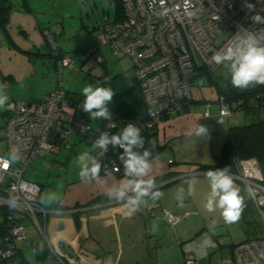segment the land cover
Segmentation results:
<instances>
[{"label":"built area","instance_id":"obj_1","mask_svg":"<svg viewBox=\"0 0 264 264\" xmlns=\"http://www.w3.org/2000/svg\"><path fill=\"white\" fill-rule=\"evenodd\" d=\"M120 1L123 19L103 23L95 44L87 48L86 53L96 55V59L103 62L100 47L108 45L117 58L131 59L134 77L148 108L147 115L144 119H129L118 124L108 122L106 129L100 132L92 130L87 121L72 111L60 77L63 67H73V59L69 54H60L51 34L45 32L57 57L59 77L56 88L41 100L14 99L5 109L7 147L0 152V217L3 216L5 224L0 234V260L14 256L17 244L26 241L27 220L36 226L51 248L39 221V215L46 217L47 212H51L39 202L42 187L24 178L26 167L41 152L57 151L61 145L70 148L67 138L71 135L91 137L108 132L111 136L122 132L128 124L137 126L141 136L146 135L163 116L176 114L183 108V103L192 98L190 87L199 69L215 73L224 67L228 71L225 65L213 62L212 57L217 52L233 43L245 30L257 33L264 30V24L254 23L250 18L256 13L264 16V0ZM245 4L254 5V10L249 11ZM215 102L219 107L218 114L223 117L242 110L249 102L259 110L264 107V89L253 90L247 99H228L220 94ZM208 108L205 116L209 115ZM94 152L96 160L107 155L103 163L113 171L122 165L120 154L123 149L119 146L113 148L108 144L107 151L94 148ZM228 174L245 187L264 229V174L257 160L254 157L237 159L234 171ZM155 208L144 205L151 215H155ZM160 216L170 226L183 218L169 210H161ZM49 254L48 257L53 256ZM184 264H196L194 254L188 253ZM212 264H264V235L246 238L233 245L229 258Z\"/></svg>","mask_w":264,"mask_h":264},{"label":"rangeland","instance_id":"obj_2","mask_svg":"<svg viewBox=\"0 0 264 264\" xmlns=\"http://www.w3.org/2000/svg\"><path fill=\"white\" fill-rule=\"evenodd\" d=\"M29 1L36 8L43 26L52 24L54 28H57L56 34L50 33L55 45L60 46L63 54H69L73 59V67L65 66L60 73L66 91H69L70 94H82V89L85 86L92 85L94 87H110L114 93H118L132 84L134 67L130 58H117L108 45L100 47L103 62H99L96 55L88 56L86 53V49L95 44V36L101 25L114 20L113 0ZM83 24L88 29L92 27L95 29L89 32L82 26ZM47 29L50 30L49 27ZM46 45L45 49L54 54L55 51L52 50L48 39ZM15 59L14 56L7 63V68H15L13 70L16 75L14 79L11 81L0 80V86H2L0 95L7 97L4 106L0 107V151L2 152L7 147L4 139L6 104L14 99H20L19 95L26 92L34 93L38 96L34 95V98L42 99L44 93L54 87L59 77L55 67L42 65L41 60L36 57L35 62H38L35 72L26 76L25 70L19 71L20 64L18 65ZM49 60L52 62L51 59ZM45 62L47 63V60ZM226 71L224 67H221L214 74L220 81H223V78L227 76ZM204 78V76L193 78L190 92L196 101L189 104L187 111H182L184 114L181 116L174 115L168 119V121L174 119L175 124L168 125L169 122L162 124V128L164 126L166 129L164 152L170 158L173 156L177 160L202 164L212 161L213 155L218 154L223 146L229 126L242 125L256 118L264 117V107L259 112L245 113L240 110L228 117L220 116L218 104L215 102L218 96L217 88L214 84H208ZM23 97L26 98V96ZM207 108L209 115L205 116ZM88 116L90 118V114ZM91 123L94 128L98 126L96 119H91ZM197 125L205 126L208 130L207 134L197 136L195 134ZM179 129L182 130L181 134L176 132ZM171 130L176 133H171ZM79 137L71 135L67 138V141L73 144V150L69 151L68 148L61 145V156L57 153L44 154L41 152L26 167L24 178L43 183L51 196L49 187L52 185V181L56 182L59 175L60 178L65 176L66 169L68 170L67 175L77 176L86 164L78 159L79 155L87 153L84 161L89 163V152L94 149L93 142L80 140ZM134 150L141 153L139 148ZM240 184L242 191L240 197L243 200V205L241 215L234 223H226L218 207L212 212L207 211L206 207L191 211L189 214H185L184 211L177 212L183 218L175 226H170L161 218L164 222L160 220L159 229L164 231V234L160 238V245L158 242L155 243L150 263L184 264L188 253H192L196 258V264H212L229 258L233 245L246 238L264 235V229H262V224L245 187L242 183ZM210 192L204 190L200 195L203 196L201 201L207 202ZM36 229L35 226L32 227L35 234Z\"/></svg>","mask_w":264,"mask_h":264},{"label":"crops","instance_id":"obj_3","mask_svg":"<svg viewBox=\"0 0 264 264\" xmlns=\"http://www.w3.org/2000/svg\"><path fill=\"white\" fill-rule=\"evenodd\" d=\"M7 17L5 29L0 26V80L11 81L16 76L13 72L14 67L7 68V63L14 56L18 65L20 64L19 71L25 70L26 76L33 74L36 70L38 61L35 62V57L41 60L42 65H52L58 71L57 57L45 49L47 47L45 32L54 35L57 28H54L52 24L43 26L36 8L29 0H9ZM82 26L88 31L95 29V27L88 29L84 24ZM48 27L50 30L47 29ZM56 46L60 52L62 48ZM62 53L61 51L60 54ZM57 84L58 78L54 87L48 89L44 96L55 89ZM34 95L36 94L26 92L19 97L41 100V98H34ZM182 114L184 113L174 115ZM174 115L158 125L155 140L160 146L165 145L166 129L164 126L162 128V124L163 122H169L168 125L175 124L174 119L168 121ZM176 132L181 134L182 130L179 129ZM176 132L171 130L173 134ZM68 143L70 145L68 149L72 151L73 144L69 141ZM164 148L149 157L152 168L143 179L155 180L168 177L164 180L160 179L162 181L157 183L160 184L170 178H180L151 191L149 196L143 198L146 203L141 204L138 209H133L128 204V197H135L131 189H127V196L124 199L118 200L114 196L112 198L107 196L110 190L114 193L132 177L107 173L99 175L98 179L82 181L79 174L67 175L66 169L65 176L60 178L59 175L56 182L52 181L49 187L51 196L43 183L36 182L42 187L39 202L49 211H54L47 213L46 217L39 215V221L45 228L51 248L47 246L38 229L36 234L33 233L32 227L35 225L27 220L25 221L27 239L17 244L19 255L14 259L13 264H62L56 256H59L66 264H151L150 257L155 243L158 242L160 245V238L164 234V231L159 229L160 220L163 221L160 211L169 210L173 213L184 211L185 214L197 211L205 207L207 203L201 201L202 192L211 191L210 181L205 175L207 170L198 169L202 163L177 160L173 156L170 158L164 152ZM91 152L92 150L89 152V163L82 161L88 167L91 165ZM47 153H57L61 156L60 149ZM216 155H213L212 161L203 163H214ZM232 179L241 196V182ZM157 191L161 193L159 198L151 199V194ZM101 198L102 201H95ZM146 204L156 207L153 211L155 215L149 214L144 209ZM60 220L63 222V228L56 229V224ZM45 252L53 256L43 258Z\"/></svg>","mask_w":264,"mask_h":264},{"label":"clouds","instance_id":"obj_4","mask_svg":"<svg viewBox=\"0 0 264 264\" xmlns=\"http://www.w3.org/2000/svg\"><path fill=\"white\" fill-rule=\"evenodd\" d=\"M249 11L254 10L252 4H245ZM254 23L264 24V16L259 13L250 17ZM216 65H225L231 76V84L238 89H247L249 85H264V30L260 33L243 31L238 35L233 43L212 57ZM2 92V86H0ZM85 97L82 102V110L90 114L91 119H103L110 121L112 113L107 105L111 103L114 92L110 87H94L87 85L82 89ZM7 97L0 95V107H3ZM207 128L197 125L195 134L201 136L207 134ZM144 138L140 134V129L134 124L123 127L119 134L109 135L103 132L99 138L93 142V148H101L107 151V145L112 144L113 148L119 146L123 149L120 154L125 177H132L121 188L113 193L109 191L110 198L124 199L127 196V189L135 193V197H128V204L133 209H138L141 204L146 203L144 197L150 195L149 190L155 187V180L143 177L151 171L152 165L149 157L152 153L145 149L140 153L134 149L143 148ZM83 153L78 159L83 161L87 156ZM91 159V167L85 164L79 176L82 181L98 179L100 174V163L95 158ZM210 181L211 192L205 205L209 212L217 207L221 210V215L226 223L236 222L242 211L243 200L239 195V189L234 185L232 177L228 174V167L218 170H207L205 173ZM161 193L159 191L151 194V199L156 200Z\"/></svg>","mask_w":264,"mask_h":264},{"label":"trees","instance_id":"obj_5","mask_svg":"<svg viewBox=\"0 0 264 264\" xmlns=\"http://www.w3.org/2000/svg\"><path fill=\"white\" fill-rule=\"evenodd\" d=\"M3 3V8L0 11V26L3 29L6 27V23L8 21L7 12L9 8V0H0ZM114 9H115V17L113 21L123 19V11L121 6L120 0H113ZM90 30L89 32H92ZM59 52V50H58ZM101 53V50H100ZM102 54V53H101ZM90 56V55H88ZM227 76L223 78V81H220L214 73H208L204 68L199 69L198 76L205 77L204 79L207 81L208 84H214L217 88L218 95L222 94L228 99L244 97L248 98L250 93L253 90H258L260 88L264 89V85H256L252 86L249 85L247 89H238L232 86L231 84V76L228 71H226ZM70 102L72 104V111L74 114L79 117L80 119L87 121L90 125L92 130L94 131H103L106 129L108 122H114L118 124L125 120L129 119H144L147 115L148 108L146 103L143 99L141 94V90L139 87L138 82L136 81L135 77L132 79V84L125 90L114 93L113 99L111 103L107 105L110 112L112 113V119L110 121H106L103 119H96L98 121V126L94 128L91 123V119L88 116V113L82 110V102L84 101L85 97L81 93H73L70 94L69 91H66ZM196 100L191 98L183 103L182 111L186 112L190 103L195 102ZM201 101V100H200ZM178 111L177 113H182V111ZM259 110L254 109V106L251 102L245 105L242 108V111L245 113L249 112H259ZM169 116H163L161 121L165 120ZM157 127H154L150 131L146 133V135H142L144 141L148 140V143L143 145V148H139L142 153L145 149L149 150L152 155L156 154V152L160 151L165 147V145L160 146L156 143L157 137ZM84 141L94 142L96 139L99 138L98 134H94L91 137H80ZM151 139V140H149ZM152 142L154 144L152 145ZM2 152V151H0ZM114 153V152H113ZM92 157H95L94 149L91 152ZM107 156V155H106ZM106 156L98 157L97 161L100 163V174H107V173H114L117 175L125 176L123 164L119 167L117 171H113L112 168L106 167L103 163V160H106ZM254 157L261 169L262 174H264V117L256 118L248 123L242 125H233L229 126L226 132L225 140L222 146V149L218 155L215 156L214 163L211 164H200L198 166L199 170H218L224 169L228 167V173L234 171V163L237 159L249 158ZM97 158V157H96ZM91 167V165L89 166ZM171 175H173L171 173ZM165 177L155 179V184L164 180ZM168 178V177H167ZM165 178V179H167ZM160 179H162L160 181ZM109 196V194L107 195ZM114 196V195H113ZM106 197V196H105ZM110 197V196H109ZM95 200V201H102ZM2 206H0V209ZM4 213H2L3 215ZM5 224V220L3 216L0 220V234L4 231L3 226ZM78 226V223H76ZM45 246V245H42ZM43 258H47L50 254L45 252ZM19 255V251L14 256H11L7 259L0 260V264H13L15 258Z\"/></svg>","mask_w":264,"mask_h":264},{"label":"water","instance_id":"obj_6","mask_svg":"<svg viewBox=\"0 0 264 264\" xmlns=\"http://www.w3.org/2000/svg\"><path fill=\"white\" fill-rule=\"evenodd\" d=\"M2 8H3V3L0 1V11H1ZM178 178H180V177H175V178H172V179L170 178L168 180H165L162 183L157 184L155 187H153L152 189H150L149 192L153 191L154 189H156L158 187H161L163 185L169 184V183L173 182L174 180H177ZM51 212H54V211H51ZM47 213H49V212H47ZM62 228H63V222H62V220H60L56 224V229H62Z\"/></svg>","mask_w":264,"mask_h":264}]
</instances>
